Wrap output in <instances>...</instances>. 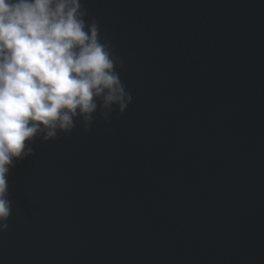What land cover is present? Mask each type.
I'll return each mask as SVG.
<instances>
[{"label":"water","instance_id":"1","mask_svg":"<svg viewBox=\"0 0 264 264\" xmlns=\"http://www.w3.org/2000/svg\"><path fill=\"white\" fill-rule=\"evenodd\" d=\"M132 95L11 169L0 264H264V0H82Z\"/></svg>","mask_w":264,"mask_h":264},{"label":"clouds","instance_id":"2","mask_svg":"<svg viewBox=\"0 0 264 264\" xmlns=\"http://www.w3.org/2000/svg\"><path fill=\"white\" fill-rule=\"evenodd\" d=\"M82 0H0V231L12 213L8 177L51 141L95 115L123 114L132 95L121 61Z\"/></svg>","mask_w":264,"mask_h":264}]
</instances>
